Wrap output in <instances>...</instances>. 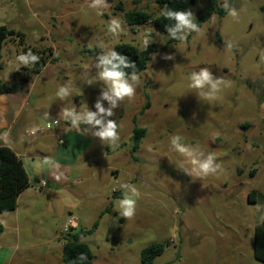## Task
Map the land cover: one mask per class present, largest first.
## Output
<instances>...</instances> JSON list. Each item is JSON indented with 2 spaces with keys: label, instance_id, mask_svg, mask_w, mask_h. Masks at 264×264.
Here are the masks:
<instances>
[{
  "label": "rangeland",
  "instance_id": "obj_1",
  "mask_svg": "<svg viewBox=\"0 0 264 264\" xmlns=\"http://www.w3.org/2000/svg\"><path fill=\"white\" fill-rule=\"evenodd\" d=\"M208 1L191 7L196 22ZM90 3L0 0V26L22 34V41L4 42L0 81L25 70L20 54L52 49L7 136L31 185L16 210L0 213V264H63V240L74 228L92 231L81 238L92 264H141L142 250L152 244L164 247L155 264H264L254 256L255 228L264 215V0H229L238 19L215 13L200 32L171 42L152 21L129 25L116 7L162 13L153 1L107 0L103 9ZM113 18L121 23L119 35L108 32ZM145 40L154 50L151 61L137 74L135 96L112 117L118 143L77 133L62 110H95L104 87L95 56L120 43L145 49ZM204 67L221 80L212 98L190 87L191 73ZM65 84L71 95L61 100L56 93ZM47 123L51 130L29 134ZM136 128L146 133L134 149ZM173 135L196 154L212 153L221 169L203 178L187 175L182 169L195 166L172 149ZM123 183L139 191L128 220L114 211Z\"/></svg>",
  "mask_w": 264,
  "mask_h": 264
},
{
  "label": "clouds",
  "instance_id": "obj_2",
  "mask_svg": "<svg viewBox=\"0 0 264 264\" xmlns=\"http://www.w3.org/2000/svg\"><path fill=\"white\" fill-rule=\"evenodd\" d=\"M89 7L103 9L109 7V5L107 0H91ZM222 7L229 16L238 19V11L229 3V0H224ZM162 15L175 22L174 26L167 28L169 37L173 40L183 41L187 39L190 33L200 32V27L191 10H173L165 6ZM121 31L120 21L113 18L109 22L108 32L119 35ZM148 45V41L145 40V50ZM227 47L231 48V43ZM163 58L172 60L174 56L166 54ZM17 61L23 66H30L39 63L40 57L29 50L27 53L20 54ZM94 66L98 70L99 80L104 84L100 96L95 102V110L87 108L84 111H77L75 108H65L62 110L63 119L79 134H90L104 144L116 145L120 137L118 124L112 117L115 116L114 110L120 107L122 101L135 96L136 87L140 82L136 72V64L128 56L111 49L101 51L100 54L96 55ZM127 69H132V71L129 73L126 71ZM190 81V87L198 90L201 97L212 98L220 91L221 80L214 78L207 67L201 68L198 72H192ZM89 85H91V82H89ZM56 95L61 100L70 96V86L67 84L61 86ZM105 101L107 106L104 104ZM170 146L185 158H191V163L195 166L194 170L187 167L182 169L189 176L203 178L215 174L221 169V165L216 162V158L212 153L207 155L204 152L196 154L195 149L184 143L179 135L171 137ZM120 187L123 190V195L119 200V207L114 211L119 214L117 219L124 218L128 220L135 216L137 201L134 197L139 196V191L135 185L128 183H123ZM77 259L82 262L87 261L88 256L85 253H80Z\"/></svg>",
  "mask_w": 264,
  "mask_h": 264
},
{
  "label": "trees",
  "instance_id": "obj_3",
  "mask_svg": "<svg viewBox=\"0 0 264 264\" xmlns=\"http://www.w3.org/2000/svg\"><path fill=\"white\" fill-rule=\"evenodd\" d=\"M197 0H155L153 3L160 9L165 10V6L173 10H191V7ZM221 0H209L205 12L199 17L197 23L199 27L205 23L213 14H219L224 16L226 10H224L219 2ZM117 9L123 11L125 21L129 25L143 24L152 21L156 28L162 33L169 36L167 28L174 26V21L163 17L162 13L155 15L148 10H125L122 3H119ZM22 34L16 32L5 25L0 26V59L3 50L4 42L7 39L15 40L21 39ZM20 41V42H21ZM174 41L170 38L169 40ZM29 48H25L27 52ZM119 54L126 55L129 59L136 64L137 74L144 71L149 62L151 61V55L154 50L151 47L147 49H138L129 43H120L115 49ZM31 51L40 57L39 63L25 66L24 69L31 76H35L41 73L43 68L48 63V54H51L52 49L37 50L32 48ZM3 67L0 65V73ZM129 73L132 69H127ZM5 82L0 81V90L5 87ZM145 129L134 130V149H137L141 139L145 136ZM30 186V180L27 173V169L23 163V160L16 155V153L8 146L0 147V213L14 211L17 208V201L20 194ZM256 195V191H253L250 195V200L253 201ZM97 227V223L95 224ZM92 231H85L83 229H73L72 233H68L64 238L63 249L61 258L63 264H92V251L88 244L81 242V238L88 235ZM164 247L161 244H152L144 248L141 252V264H155V260L163 253ZM80 253H85L88 256L87 261H79L77 259ZM254 256L259 262L264 263V215L261 223L255 228L254 234Z\"/></svg>",
  "mask_w": 264,
  "mask_h": 264
},
{
  "label": "crops",
  "instance_id": "obj_4",
  "mask_svg": "<svg viewBox=\"0 0 264 264\" xmlns=\"http://www.w3.org/2000/svg\"><path fill=\"white\" fill-rule=\"evenodd\" d=\"M33 77H30L26 70L18 71L13 81H3L6 85L0 90V147H10L20 158V154L9 144L7 136L28 103V85ZM29 180L31 185V179L29 178Z\"/></svg>",
  "mask_w": 264,
  "mask_h": 264
},
{
  "label": "built area",
  "instance_id": "obj_5",
  "mask_svg": "<svg viewBox=\"0 0 264 264\" xmlns=\"http://www.w3.org/2000/svg\"><path fill=\"white\" fill-rule=\"evenodd\" d=\"M52 129V124L51 123H47L45 128H41V127H38L32 131L29 132L30 135H35L37 134L38 132H44L46 130H51ZM45 186L44 182L42 184H40V187L43 188ZM71 228L70 225H66L65 227V230L68 231L69 229Z\"/></svg>",
  "mask_w": 264,
  "mask_h": 264
},
{
  "label": "water",
  "instance_id": "obj_6",
  "mask_svg": "<svg viewBox=\"0 0 264 264\" xmlns=\"http://www.w3.org/2000/svg\"><path fill=\"white\" fill-rule=\"evenodd\" d=\"M149 1H155V0H149Z\"/></svg>",
  "mask_w": 264,
  "mask_h": 264
}]
</instances>
